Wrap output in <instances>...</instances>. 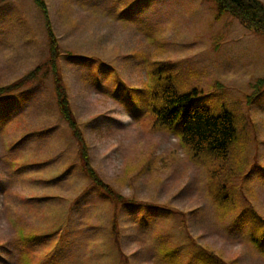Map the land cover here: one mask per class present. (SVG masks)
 <instances>
[{
    "label": "rangeland",
    "instance_id": "1",
    "mask_svg": "<svg viewBox=\"0 0 264 264\" xmlns=\"http://www.w3.org/2000/svg\"><path fill=\"white\" fill-rule=\"evenodd\" d=\"M46 2L62 49L97 59L88 65L63 60L93 167L116 193L134 198L135 209L146 203L153 210L146 212V225L138 224L133 208L126 206L119 214L122 248L132 263L164 264L156 252L160 240L152 232L162 229L173 243L180 242L187 264H204L200 247L227 264H264V257L241 236L244 224L230 232L220 222L216 200L228 170L238 177V186L246 177L251 190L247 201L229 193L238 208L249 204L264 218V86L260 96L253 100L252 95L253 85L264 78V41L237 19L218 17L206 0ZM46 44L43 16L33 0H0V86L43 62ZM145 59L158 63L155 76L147 73ZM96 63H101L99 85L87 70ZM113 76L139 98L146 90H159L163 82L192 94L195 104L213 116L231 112L237 136L227 163L208 153L199 157L205 165L176 135L154 131L151 119L136 122L109 94ZM154 77L161 82L154 85ZM18 113L24 114L20 125L0 127V264H17L23 226L32 252L34 248L39 256L56 250L61 230L56 235L54 230L62 228L69 200L88 185L75 142L59 118L51 83L0 99V115ZM30 132L25 142H16ZM208 169L217 172L215 179ZM31 195L51 198L28 200ZM114 206L93 189L74 205L59 262L70 264L72 255L80 264L112 261L109 219L112 211L120 212ZM166 212L181 213V218ZM186 217L187 232L196 243L180 223ZM90 223L95 228H88Z\"/></svg>",
    "mask_w": 264,
    "mask_h": 264
},
{
    "label": "trees",
    "instance_id": "2",
    "mask_svg": "<svg viewBox=\"0 0 264 264\" xmlns=\"http://www.w3.org/2000/svg\"><path fill=\"white\" fill-rule=\"evenodd\" d=\"M215 3L219 14L229 13L235 16L241 24L250 32L264 36V4L260 0H209ZM34 4L40 10L46 35H47V57L34 69L28 71L26 74L18 78L15 82L0 86V99L11 96L15 93L31 91L34 88L46 85L48 82L52 86V95L59 113L60 120L67 126L72 139L77 147L78 158L80 161V170L88 179V185L73 199V203L77 202L81 196L91 189L98 192L101 198L109 201L114 206V211L122 207H135L132 205L134 199L126 198L120 193H116L115 189L105 182L99 173L92 165L90 146L85 138V133L79 124L76 114L74 112L70 89L65 77V70L63 60L65 58L78 60L84 65H88L96 61L92 56L82 57L70 50H63L59 38L54 30L51 19L50 9L46 0H33ZM101 63H98L95 68H87L88 72L99 84V70ZM157 62L147 63L148 71L152 76L156 75L155 69ZM113 85L108 87L110 94L122 105H125L131 112L136 121H144L152 118V128L154 131H166L170 134L176 135L182 144L186 146L191 156L194 159L201 160L199 157H204L206 154H211L214 158L220 160L225 165L229 159V147L236 139L237 129L234 124V115L229 111H223L219 116H213L208 108L200 107L195 104L191 95L179 92L173 85L163 83L158 78L154 77V85L158 81L161 82L159 90L145 91V95L138 97L135 89L125 87L123 82L118 77H112ZM264 85V80H259L255 84L253 92V99L260 94L259 89ZM126 90V91H125ZM126 92V93H125ZM14 118V119H13ZM2 116L0 117V124L14 122L15 125L22 123L21 118ZM13 119V120H11ZM10 123V124H11ZM48 131V130H45ZM27 136V135H26ZM24 137L23 140H26ZM201 161H205L202 159ZM75 165V164H74ZM73 164L68 166L65 172L71 170ZM222 170H226V166H222ZM211 179H215L216 171L208 170ZM226 178H229V193L233 195H241L246 201V195L251 193L245 178L238 186V177L231 176L228 172ZM225 187V185H222ZM218 198V217L221 223L228 224L227 228L230 232L234 231L239 224H244L245 228L242 230L241 236L248 240L254 249L264 257V218L249 204H245L243 208H238L237 202H234L232 197L228 194H223ZM34 195L31 199H35ZM113 201V202H112ZM251 206V205H250ZM141 212L135 214V220L140 225L146 224L149 218L146 212L151 208L143 205L138 208ZM241 209V210H240ZM240 210V211H239ZM174 214L173 212H167ZM68 216V220L70 219ZM186 219L183 220V223ZM110 242L114 246V257L109 264H133L131 255L124 253L121 244V227L119 224V212H113L109 219ZM88 228H95L93 223L88 225ZM69 229L65 228L63 237L60 242H64ZM155 236L160 240L157 247V256L164 264H187V256L181 251V247L173 244L169 234H166L162 229H155ZM186 237L192 242L195 240L191 235L187 234V229L184 230ZM184 235V236H185ZM187 239V238H186ZM25 245L30 244L28 236L23 238ZM194 240V241H193ZM196 243V242H195ZM193 246L200 247L193 243ZM201 248V255L204 257V264H227L211 250ZM59 249L48 253L44 260H36L31 250H23L20 254L19 264H66V262H59ZM200 253V252H199ZM70 264H80L81 259L72 255ZM101 264L100 259L98 260Z\"/></svg>",
    "mask_w": 264,
    "mask_h": 264
}]
</instances>
